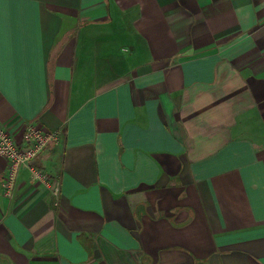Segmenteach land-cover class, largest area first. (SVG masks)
Instances as JSON below:
<instances>
[{
    "label": "crops",
    "instance_id": "0c3cea01",
    "mask_svg": "<svg viewBox=\"0 0 264 264\" xmlns=\"http://www.w3.org/2000/svg\"><path fill=\"white\" fill-rule=\"evenodd\" d=\"M0 121V264H264V0H0Z\"/></svg>",
    "mask_w": 264,
    "mask_h": 264
},
{
    "label": "built area",
    "instance_id": "2783aa9c",
    "mask_svg": "<svg viewBox=\"0 0 264 264\" xmlns=\"http://www.w3.org/2000/svg\"><path fill=\"white\" fill-rule=\"evenodd\" d=\"M62 136V130H46L35 123H27L20 130L14 131L0 121V157L8 162L6 180L3 184L7 196L15 189L19 170L27 166L36 180L55 198L56 205L59 204V181L33 168L30 164L45 149L59 146Z\"/></svg>",
    "mask_w": 264,
    "mask_h": 264
}]
</instances>
